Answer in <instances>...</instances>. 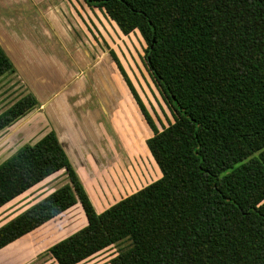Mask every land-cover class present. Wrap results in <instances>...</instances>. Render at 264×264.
<instances>
[{
    "label": "trees",
    "instance_id": "16d2710c",
    "mask_svg": "<svg viewBox=\"0 0 264 264\" xmlns=\"http://www.w3.org/2000/svg\"><path fill=\"white\" fill-rule=\"evenodd\" d=\"M127 35L173 112L152 130L160 176L96 212L53 130L0 162V207L63 170L67 182L0 225V249L79 203L86 224L49 247L76 264L121 240L110 264H264V0H84ZM14 71L0 46V77ZM37 105L28 92L0 130Z\"/></svg>",
    "mask_w": 264,
    "mask_h": 264
},
{
    "label": "crops",
    "instance_id": "0c3cea01",
    "mask_svg": "<svg viewBox=\"0 0 264 264\" xmlns=\"http://www.w3.org/2000/svg\"><path fill=\"white\" fill-rule=\"evenodd\" d=\"M124 36L101 9L83 6L80 0H0V46L14 67L5 74L2 97L18 89L11 103L28 92L37 100L0 135L9 134L5 145L20 146L53 130L97 204L106 202L108 192L117 193L122 182L131 184L147 175L143 162L148 161L146 139L152 134L112 56L143 102L137 77L133 73V80L126 66L130 56ZM102 161L121 163L114 165L117 173L112 169L119 186L112 178L109 186H96V178L110 177ZM151 161L158 174L153 157Z\"/></svg>",
    "mask_w": 264,
    "mask_h": 264
},
{
    "label": "rangeland",
    "instance_id": "374dc122",
    "mask_svg": "<svg viewBox=\"0 0 264 264\" xmlns=\"http://www.w3.org/2000/svg\"><path fill=\"white\" fill-rule=\"evenodd\" d=\"M80 3L83 6L95 8L94 5H89L84 0H80ZM108 32L112 36L111 31H109V29ZM123 40L128 43V47L126 45L125 52L130 56V61H126V66L129 69L130 75L133 80L135 79L133 73L136 75L138 83L140 82V85L138 83L136 84L137 89L141 94V98L144 104L146 105L147 111L152 117V120L154 121L157 128L162 129V127L167 126L169 122L173 121V112L168 106L166 99L162 96L159 88L155 85V82L144 63L143 56L146 44L138 30L130 32L129 34H127V36L123 37ZM5 78V75L0 77V111H3L9 105H11V102L19 95L17 93V89L15 91H12L8 95L2 97V88L5 85ZM149 134H152V130L150 129V127ZM8 135L9 134L7 133H4L2 137L0 135V162L3 161L9 155H11L18 147L21 146H18V144L10 143L5 145L6 141L10 140ZM110 149L112 150L113 147L110 146ZM147 153L149 154L147 158L148 161L143 162L147 169V175L145 180H141L139 178L138 181L132 182L131 184L128 183L126 185L122 182L121 189L117 190V193H115L114 190L107 193V195L110 197L106 199L105 203H100L98 200H96L98 204L95 203L94 197L90 193L91 190H89L88 184L82 183L85 189L88 190V195L90 196V199L93 203L96 212H101L103 209L118 201L122 197L140 189L141 187L158 178L157 176L160 175V171L158 170L159 173L157 174L155 167L152 166V156L148 149ZM138 160L139 159H137V162L135 163L139 165L140 160ZM118 163L121 164L120 162L115 161L101 162V168L104 169L108 167V173L110 177L107 176L102 179L96 178L97 180L93 178V180L95 179V181L97 182V184L95 183L97 187H100L101 185L104 186L105 184L109 186L111 180L110 178H112V181L115 185L119 186L118 178L112 175V169L115 170L117 173L118 169L114 165ZM127 166L126 168L128 170L130 167ZM151 167L154 168V170ZM122 173H124L125 179L129 180L124 169ZM67 181L68 180L66 174L63 170H61L46 177L38 184L34 185L22 194L13 198L12 200L0 207V225H2L10 218L24 210L26 207L40 200L53 189L57 188L58 186L64 184ZM112 192H114V195L112 194ZM85 224V215L82 211L80 204L76 203L73 207L66 210L59 216L54 217L53 219L42 224L41 226L35 228L31 232L23 235L22 237L14 240L13 242L1 248L0 264H54V260L48 250L49 247L58 240L70 235L74 231L83 227ZM128 243V240L118 241L92 254L91 256L83 259L82 261L76 264H110V259L115 256L121 249H124L126 246H128Z\"/></svg>",
    "mask_w": 264,
    "mask_h": 264
}]
</instances>
